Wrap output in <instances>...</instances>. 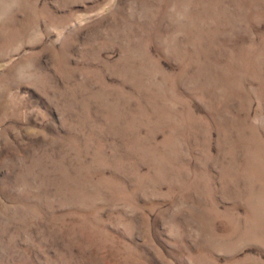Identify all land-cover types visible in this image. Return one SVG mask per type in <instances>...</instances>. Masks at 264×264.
<instances>
[{"label": "rangeland", "instance_id": "rangeland-1", "mask_svg": "<svg viewBox=\"0 0 264 264\" xmlns=\"http://www.w3.org/2000/svg\"><path fill=\"white\" fill-rule=\"evenodd\" d=\"M0 264H264V0H0Z\"/></svg>", "mask_w": 264, "mask_h": 264}]
</instances>
